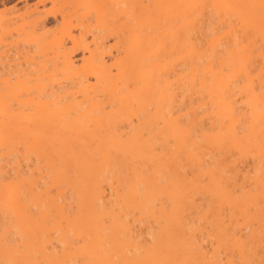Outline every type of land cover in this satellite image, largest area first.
Returning <instances> with one entry per match:
<instances>
[{
    "label": "bare ground",
    "instance_id": "obj_1",
    "mask_svg": "<svg viewBox=\"0 0 264 264\" xmlns=\"http://www.w3.org/2000/svg\"><path fill=\"white\" fill-rule=\"evenodd\" d=\"M11 1L0 264L259 261L264 0Z\"/></svg>",
    "mask_w": 264,
    "mask_h": 264
},
{
    "label": "snow or ice",
    "instance_id": "obj_2",
    "mask_svg": "<svg viewBox=\"0 0 264 264\" xmlns=\"http://www.w3.org/2000/svg\"><path fill=\"white\" fill-rule=\"evenodd\" d=\"M262 80H264V76H262ZM261 94L264 95V83H262L261 85ZM216 159H217L218 164H223L225 162V157L223 154H219ZM184 174L185 176H188V175H191V172L185 169ZM231 207L232 206L230 204L222 202L217 207L215 217L213 216V210L209 208L208 213H207L209 221H211L214 224L219 223L221 226L226 224L228 222L227 216H228V213L231 211ZM232 215H233V221L235 222V213H232ZM262 239H264V232H262ZM206 264H218V262L217 261H207ZM219 264H222V262H219ZM230 264H264V248H262L261 250V258L259 259V261L249 258V259L242 260L239 262H230Z\"/></svg>",
    "mask_w": 264,
    "mask_h": 264
},
{
    "label": "rangeland",
    "instance_id": "obj_3",
    "mask_svg": "<svg viewBox=\"0 0 264 264\" xmlns=\"http://www.w3.org/2000/svg\"><path fill=\"white\" fill-rule=\"evenodd\" d=\"M14 0L13 1H11L10 3H7V8L9 7V6H11L12 7V5L14 4ZM29 2H32V0H29ZM22 3H19L18 4V8H19V10H20V13H22L23 12V8H22ZM48 7V6H47ZM4 8H3V6L2 5H0V12L3 10ZM47 29H48V35H53L54 33H59V31H60V29H61V23H60V20L58 19V20H54V19H51L50 20V23L48 24V27H47ZM67 41V42H66ZM65 42V44L66 45H68L69 44V42H68V40H66ZM21 45V44H20ZM27 45V44H26ZM26 45H21V46H26ZM69 46V45H68ZM12 47V48H11ZM9 46L8 48H7V50H6V52H4V49L5 48H2V49H0V53H2L1 55H2V59L3 60H1V61H5L6 59L8 60V58H11V57H13L12 55H13V52L15 53V49H14V47L13 46ZM11 48V49H10ZM20 48H22V47H20ZM8 49H10V50H8ZM7 51H8V53H7ZM3 52L5 53V54H3ZM11 56H10V55ZM9 57H8V56ZM20 60V59H19ZM22 61V59L20 60V62ZM0 70H1V67H0Z\"/></svg>",
    "mask_w": 264,
    "mask_h": 264
}]
</instances>
